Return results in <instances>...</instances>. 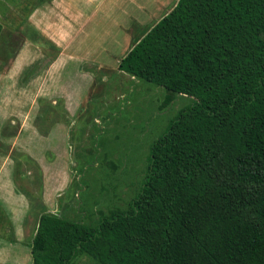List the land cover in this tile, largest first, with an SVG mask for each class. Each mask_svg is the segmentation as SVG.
Here are the masks:
<instances>
[{
    "label": "trees",
    "instance_id": "16d2710c",
    "mask_svg": "<svg viewBox=\"0 0 264 264\" xmlns=\"http://www.w3.org/2000/svg\"><path fill=\"white\" fill-rule=\"evenodd\" d=\"M116 69L160 87L162 106L192 102L149 146L125 210L93 225L44 211L30 264H264V0H177Z\"/></svg>",
    "mask_w": 264,
    "mask_h": 264
},
{
    "label": "rangeland",
    "instance_id": "374dc122",
    "mask_svg": "<svg viewBox=\"0 0 264 264\" xmlns=\"http://www.w3.org/2000/svg\"><path fill=\"white\" fill-rule=\"evenodd\" d=\"M40 1L0 0V57H11L12 49L26 42L44 46V41L24 22L25 12ZM48 2L52 5V0ZM175 2L100 0L102 5L97 11L86 15L72 45L79 46L80 62L69 63L62 70L64 92L72 102L79 98L82 102L73 109L71 118L59 119L67 127L62 143L57 140L48 145L12 147V101L19 100L20 114L29 112L26 123L35 125L38 131L49 129L57 120L54 114L42 122L40 112H53L63 105L40 101L29 110L31 103L14 92L12 70L9 73L0 69V188L2 192L14 184L16 190L26 193L29 204L26 211L10 213V200L0 194L2 215L10 230L6 238L0 232V264H30V239L44 211L93 225L99 214L125 210L137 194L149 146L192 100L176 96L169 105L162 106L164 92L160 87L119 73L116 63ZM81 8L86 10L85 5ZM24 152L43 163L48 179L42 190L38 168ZM47 181L49 192H57V197L49 194L43 198ZM73 264L94 263L80 255Z\"/></svg>",
    "mask_w": 264,
    "mask_h": 264
},
{
    "label": "crops",
    "instance_id": "0c3cea01",
    "mask_svg": "<svg viewBox=\"0 0 264 264\" xmlns=\"http://www.w3.org/2000/svg\"><path fill=\"white\" fill-rule=\"evenodd\" d=\"M82 5L86 6L85 11L82 10ZM101 5L100 0H52V5L48 0H41L40 3L25 12L26 17L24 18V22L44 41V46L34 47L31 43L26 42L21 47L12 49L11 57H0V69H7L9 73L12 70L14 92L17 95H24L27 103H31L28 108L29 110H33L35 108L33 105L36 106V102L40 101H44L45 103L50 102L53 106L62 103L63 106L60 109L55 107L56 110L53 112L47 110V113H45L46 111H41L42 122L46 121L44 119L46 115L52 116L55 114L56 116H54L57 117V120L49 129L40 128L41 131H38L35 125H28L26 123L29 112L25 114L22 112L24 117L20 114L19 100L12 101V147L26 144H36V146H40L41 144L48 145L50 142L57 140L62 143L66 139L67 127L59 119H62L64 116L71 118L75 111L73 109H77L82 102L81 98L77 99L76 102H72L64 92L62 88L64 84L62 83V70H65V67L69 63L80 62L78 54L81 51L79 50V46L72 47L76 41L75 33L80 31V26L84 22L85 17L88 16V13L97 11L96 9ZM2 47L3 45H0V54L3 50ZM69 49L72 51H69ZM36 70L39 71L35 72ZM119 73L122 72L119 71ZM88 83L91 84L90 81ZM84 98L87 99V96H84ZM41 105L43 104L41 103ZM1 115L3 116L4 114ZM17 121L20 124L16 125ZM47 149L50 148L47 147ZM24 153L33 159L38 168L41 182L40 190H42L45 186L44 182H46V178L48 179L45 168L41 166L43 163L29 155L28 152ZM53 158L55 159L56 157ZM46 188V192L42 191L43 198L49 194L58 196L57 192H52V194L49 192V182L46 183ZM0 194L8 197L10 200L8 205L10 213L21 210L26 211L28 209L29 204L25 199L26 193L16 190L14 184L11 183L10 188L2 190V192L0 188Z\"/></svg>",
    "mask_w": 264,
    "mask_h": 264
}]
</instances>
